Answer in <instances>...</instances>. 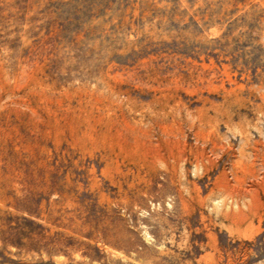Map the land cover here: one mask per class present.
<instances>
[{
    "label": "rangeland",
    "instance_id": "obj_1",
    "mask_svg": "<svg viewBox=\"0 0 264 264\" xmlns=\"http://www.w3.org/2000/svg\"><path fill=\"white\" fill-rule=\"evenodd\" d=\"M0 264H264V0H0Z\"/></svg>",
    "mask_w": 264,
    "mask_h": 264
}]
</instances>
